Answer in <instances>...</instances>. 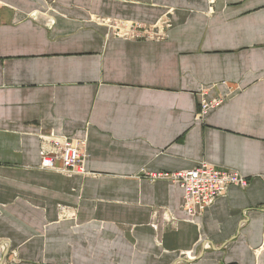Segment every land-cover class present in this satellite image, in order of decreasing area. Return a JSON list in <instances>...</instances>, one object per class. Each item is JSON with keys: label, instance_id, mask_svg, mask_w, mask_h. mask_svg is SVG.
I'll return each mask as SVG.
<instances>
[{"label": "crops", "instance_id": "0c3cea01", "mask_svg": "<svg viewBox=\"0 0 264 264\" xmlns=\"http://www.w3.org/2000/svg\"><path fill=\"white\" fill-rule=\"evenodd\" d=\"M39 134L85 140L84 173ZM202 161L249 182L190 219L151 174ZM0 264H264V0H0Z\"/></svg>", "mask_w": 264, "mask_h": 264}, {"label": "built area", "instance_id": "2783aa9c", "mask_svg": "<svg viewBox=\"0 0 264 264\" xmlns=\"http://www.w3.org/2000/svg\"><path fill=\"white\" fill-rule=\"evenodd\" d=\"M99 21L110 24L114 35L135 39L161 38L165 36L164 29L168 26L165 19L160 21L157 31L134 23H117L105 19ZM222 103L223 98L221 97L212 100L203 98L200 101L197 117L204 118L209 111L219 107ZM84 150L85 140L83 139L39 134V167L58 170L66 175L84 173ZM151 177L169 179L182 188L183 197L180 207L190 219L200 216L217 198L226 193L229 186L245 188L249 182L247 177L236 171L221 169L205 161L199 162L189 170L159 172L151 174ZM59 208L61 216L68 215L63 206Z\"/></svg>", "mask_w": 264, "mask_h": 264}]
</instances>
